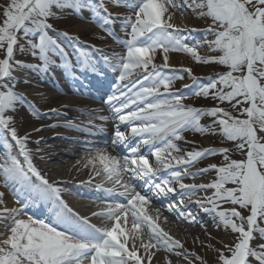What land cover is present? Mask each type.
<instances>
[{"label": "snow or ice", "instance_id": "6c2138e0", "mask_svg": "<svg viewBox=\"0 0 264 264\" xmlns=\"http://www.w3.org/2000/svg\"><path fill=\"white\" fill-rule=\"evenodd\" d=\"M108 4L126 7L132 12L125 16L114 14ZM183 6L199 9L200 17L210 18L211 24L204 31L214 38L203 43L217 55L201 56L197 49L202 45H189L184 35L197 29L172 23L169 9L181 10ZM53 8L72 9L77 14L88 9L101 29L122 20L125 31V39L116 37L124 49L122 53L108 55L96 49L101 52L104 66L117 73L111 86L113 90L104 103L112 119L119 121L114 125L111 145L122 148L123 153L113 156L93 148L95 156L89 157L85 167L91 164L95 168L98 163L100 168L87 183L91 184L99 176L102 182L95 185L98 190L126 199V203H106L92 213L110 222L102 226L73 211L61 198V189L49 182L33 163L27 146L29 134L18 135L14 118L6 115L26 102L8 83L15 80L12 73L16 68L46 72L53 63L51 57L56 54L65 57L66 67L70 65L64 48L49 34L55 31L48 22L56 15ZM58 35L78 41V37L67 32ZM17 48L29 52L40 63L25 64L16 60ZM75 51L79 53L83 69L102 75L97 61L79 47ZM170 52H183L196 63L225 68L208 77V83L193 93L196 97H211L218 102L217 106L195 107L183 102L185 97L173 88L174 82L183 76L169 64ZM158 53L162 54L161 64L155 63ZM165 69H171V74ZM181 71L188 73L194 83L199 82L200 78L193 76L190 68ZM225 102L237 115L219 106ZM33 114H36L34 107ZM204 116L213 118L210 125L201 123ZM97 118L107 122L109 116ZM96 128L99 132L105 130L103 125ZM185 131L219 134L233 142L243 158H231V150L226 147L181 149L177 141L192 143L182 135ZM261 133H264V0H8L0 6V183L13 193L19 207L5 206V194L0 192V224L7 229L6 234L0 233L3 236L0 264H145L141 249L151 264L155 255L151 250L161 248L183 256L188 264H193V259L206 264L202 257L189 253L179 240L159 227L156 223L159 209L155 218L147 214L146 206L153 198H171L174 202L168 204V211L174 212L177 219L189 222L198 220L188 210V205L195 203L212 217L218 228L222 226L236 234L234 243L214 249L216 264H251L250 258L256 264H264V243L257 247L251 243L254 233L264 241L261 226L264 222V135ZM144 146H148L150 155L141 151ZM181 152L184 154L179 155ZM216 154L223 156L222 164L189 171L199 160ZM209 171L215 172V178L209 183L183 182L185 177L195 179L198 174ZM125 175L130 180H143L147 190L142 193L131 188L124 181ZM104 183L113 186L104 188ZM116 186L123 191H118ZM209 190L211 195L193 199L197 193ZM39 203L50 205V221L31 216L21 218L29 206ZM225 204L231 207L225 208ZM136 241H140L139 245Z\"/></svg>", "mask_w": 264, "mask_h": 264}, {"label": "bare ground", "instance_id": "6f19581e", "mask_svg": "<svg viewBox=\"0 0 264 264\" xmlns=\"http://www.w3.org/2000/svg\"><path fill=\"white\" fill-rule=\"evenodd\" d=\"M108 9L110 11L112 10L114 14H119L118 10H115V7H109ZM169 10L174 17L173 20L176 21L172 23L176 24L178 27H187L188 29L201 27L188 24L187 19L190 18L195 20L198 16L194 14L189 15V12L185 10L184 6L181 10ZM180 20L181 22H179ZM91 27L92 26H86L80 23L67 30L69 34H76L83 40L89 41L87 36L90 33ZM114 48L116 47L113 45H103L100 49L106 51ZM168 55L171 67H179L181 69L187 68V59L183 54L171 56L169 53ZM79 66L88 83H86L84 87L81 86V88H77V83L75 81L76 75H71L73 77H70L68 71L66 72L63 67L62 72L68 77L69 81H65L66 85L64 84L61 86L58 91L53 81L55 79L53 77H48L49 74L47 71L40 72L31 68H16L12 73L15 80L8 81V83L14 86V91L22 94L26 98V102L18 104L14 111H10L6 113V115H10L14 118L13 126L17 128L18 135L24 136L25 134H29L27 146L31 150L33 163L41 173L45 175L50 182L56 183V186L61 189V196L65 199L68 198L74 206H77L81 214L88 215L97 226H102L106 223L110 224V222L99 217H94L92 213L98 212L105 206L106 202H103L100 195L91 197L93 201H88L87 198L90 197L80 195L75 182L82 181V179L89 181V179L94 176L96 169L100 168L98 163L95 165V168L91 164L85 167L89 157L95 156L93 148L103 149L113 156H120L122 153L116 148H113V146L105 148L99 144L96 146L85 145L81 153L74 151L75 149L83 147L79 141L80 137L78 134L81 131H86V129L84 124L72 121V119L83 117V123L89 121L95 127L97 125H103L105 129L104 132H94L105 134L108 138L106 140L107 144L111 145L114 125L119 123V121L112 119L108 106L103 101L104 99H93V96L94 94L98 96L111 94L113 89H108L107 86L110 78L112 76L114 77V75L108 70L110 75H106L108 74L106 73L105 77L94 79L95 74L93 72L83 69L81 65ZM207 75V71H199L194 76ZM44 80H48L46 83L47 85H44ZM191 81L193 80L190 79L188 75H185V79L179 83V87L189 84ZM30 105L32 107H30ZM33 107L36 114H33ZM53 109L56 111H52ZM81 114H86L88 116H82ZM101 115L109 116L108 121H101L97 118ZM68 124H71L72 127H67L66 125ZM53 125L55 126L53 127ZM121 127L122 129L124 128L123 125H121ZM56 128H61V131H56ZM36 129H40V131H36ZM83 139L89 140V138ZM135 140L138 141L139 138L137 137ZM37 141L39 143H37ZM187 141H191L192 143H181L178 141L177 143L181 149L184 150H192L193 148L198 149L194 141ZM119 150H122V148ZM141 151L146 155H150L148 146L142 147ZM183 154V152L179 153V155ZM209 164L211 163L208 161L202 162L199 167L194 164L189 168V171L196 172L198 169L207 167ZM212 178L213 177L209 176V174L205 175V173H203L198 174L195 179L185 177L183 182L186 184L209 183L213 180ZM138 180L141 184L144 183L143 180H130L127 175L124 176V181L131 188H134L132 185H135L136 190V181ZM93 181L98 182V184L102 182L99 176L95 177ZM112 186V184L104 183L105 188H110ZM116 187L118 191H123L119 186ZM0 192H4L5 194V206L9 208L19 207L13 193L6 189L2 183H0ZM204 195H211V190L208 192H199L193 199ZM172 202L174 201L171 198H153L152 202L146 206L147 214L155 218L157 216L156 209H159V219L156 220V223L161 229L175 240H179L183 244L184 249L189 253H195L197 256L202 257L203 260L206 261V264H216L217 253L214 249H223L225 244L234 243L236 234L231 233L230 229H224L222 226L218 228L212 217L204 213L195 203H190L188 205V210L197 215L198 220L196 222H189L183 218L177 219V215L174 212L168 211V204ZM164 206L166 209H163ZM40 207L49 210L50 205L40 204ZM224 207L228 208L231 207V205L225 204ZM33 209V206H29L21 218L27 219L29 216H33V214L28 212L31 211L35 213ZM40 216L41 215H39V217ZM50 220L51 219H49V221ZM131 224L132 219L129 216V228ZM0 233H7V229L3 227L2 224H0ZM254 237V240L251 242L253 247H257L260 243H264V241L260 239L259 234L254 233ZM2 238L3 236H0V239ZM143 239L146 241L147 236H144ZM136 243L139 245L140 241H136ZM140 251L142 255H145V264H148L147 256L144 254L143 249ZM151 251L155 253L152 257L151 264H168V261H171V264H188V261L183 256H175L173 253L166 252L162 248L159 250L152 249ZM250 261L251 264H256L254 259L250 258ZM193 264H200V261L193 259Z\"/></svg>", "mask_w": 264, "mask_h": 264}, {"label": "rangeland", "instance_id": "374dc122", "mask_svg": "<svg viewBox=\"0 0 264 264\" xmlns=\"http://www.w3.org/2000/svg\"><path fill=\"white\" fill-rule=\"evenodd\" d=\"M0 6H2V4L0 3ZM171 9V8H170ZM60 11V15L55 18L56 20L54 21V25L57 26L56 28H66V29H69L71 28L72 26L76 25V24H84L86 26H92L90 23H87L86 20L82 21V20H76L72 17H67L66 14L67 12L63 9V10H60V9H57ZM122 11V10H121ZM170 11V10H169ZM189 11V10H188ZM190 11H196V9H192ZM171 12V11H170ZM122 15L121 16H125V15H130L131 12L130 11H122L120 12ZM191 13V12H190ZM189 13V15H191ZM174 19V17H173ZM188 21V24H191V25H196V26H206V25H210L211 24V20L210 18H206V17H199V18H196L195 20L194 19H187ZM172 22H176L174 20H172ZM181 22V20L179 21ZM116 24H118L119 28L121 30H123L122 28V22H120L119 20H116L115 21ZM90 33L89 35L87 36L88 40L90 41H98V38L101 35L100 32H98L93 26L90 28ZM25 44V43H23ZM109 45V44H107ZM17 54L18 56H20L22 58V56H25L28 58V56L30 57V53L25 51V52H21L19 51V49L17 48ZM198 53L201 55V56H212V55H217L218 53H215V52H210L209 49H208V46L204 47L201 51H198ZM171 56H175L176 54H179V53H175V52H170ZM162 54L158 53L156 58H155V63L157 64H161L163 63V59L161 58ZM185 56H186V59H187V68H190L191 71H192V74H196L197 72H201V71H207V74L210 76H214L216 73H220V72H223L225 71V68L223 66H219V65H216V64H203V63H196L190 55L186 54L185 53ZM31 58V57H30ZM29 59V58H28ZM27 59V61H29ZM30 62H33L30 60ZM181 73V76H187L188 74L186 72H183V71H180ZM184 78V77H183ZM181 80H176L174 82V85H173V88H178V84L181 83L180 82ZM207 84L208 83V77L205 78V79H202L199 81L198 84ZM196 89V87H194L192 89V91H194ZM183 94H186V92H184ZM194 99L191 100L190 102L187 101V104L190 103V105L192 106H195V107H204V108H208V107H213V106H217V101L213 100L211 97L209 98H204V97H193ZM220 107L222 108H225L226 110L232 112L233 115H237V112L236 110L232 109L231 106L228 104V103H222V104H219ZM212 119L211 117H208V116H204L202 117L201 119V123L203 125H210L211 122H212ZM261 135H264V133H261ZM184 138L185 140H192L194 141L196 144H197V147L198 149L204 147V146H213V145H222V144H225V145H228V144H232L233 142H230V141H227L225 140L221 135L219 134H211V133H205V134H200V133H195L193 131H189L187 133H185L184 135ZM181 143H184V141H180ZM206 144H205V143ZM230 142V143H229ZM219 147V146H217ZM220 148V147H219ZM229 155L231 156V158L233 159H242L243 156L241 155V153L239 151H237L236 149H233L230 151ZM211 159L207 160L208 162H210L211 164H216L218 165L219 161H222L223 162V156L222 155H211L210 156ZM262 227H264V224L262 225Z\"/></svg>", "mask_w": 264, "mask_h": 264}]
</instances>
